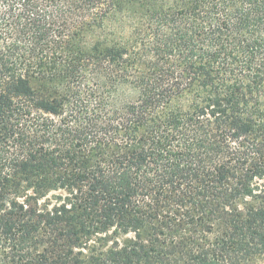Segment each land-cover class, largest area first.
Instances as JSON below:
<instances>
[{
    "label": "trees",
    "instance_id": "obj_1",
    "mask_svg": "<svg viewBox=\"0 0 264 264\" xmlns=\"http://www.w3.org/2000/svg\"><path fill=\"white\" fill-rule=\"evenodd\" d=\"M0 264H264V0H0Z\"/></svg>",
    "mask_w": 264,
    "mask_h": 264
}]
</instances>
